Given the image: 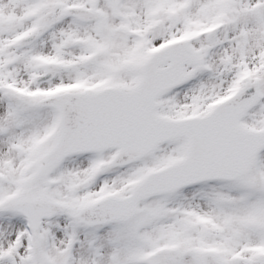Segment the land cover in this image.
I'll list each match as a JSON object with an SVG mask.
<instances>
[{
	"label": "rangeland",
	"instance_id": "1",
	"mask_svg": "<svg viewBox=\"0 0 264 264\" xmlns=\"http://www.w3.org/2000/svg\"><path fill=\"white\" fill-rule=\"evenodd\" d=\"M74 5L100 9L103 24L67 18L64 8ZM46 12L54 14L48 33L16 50L14 41ZM181 39L202 62L183 68L189 81L158 98V114L202 116L256 81L261 101L240 124L264 133V0H0V264H152L154 252L171 247L181 253L177 264L198 263L204 250L223 264H264V146L233 181L143 199L126 220L96 227L74 215L96 200L126 196L148 172L182 160V138L126 166L111 167L114 151L107 149L67 157L45 178L37 171L59 126L56 113L33 107L35 101L108 84L131 90L140 78L139 58ZM116 44L120 50L112 55ZM48 61L73 68L36 85L32 78ZM42 198L66 210L42 221L34 238L10 207Z\"/></svg>",
	"mask_w": 264,
	"mask_h": 264
},
{
	"label": "water",
	"instance_id": "2",
	"mask_svg": "<svg viewBox=\"0 0 264 264\" xmlns=\"http://www.w3.org/2000/svg\"><path fill=\"white\" fill-rule=\"evenodd\" d=\"M71 11L79 15L78 10ZM45 21L46 18L31 39L44 31L47 27ZM167 61L169 64L165 68H159ZM199 61L188 43L181 42L152 55L142 67L141 82L129 93L108 89L97 95L66 94L39 102L38 105L52 106L59 112L62 130L55 149L45 159L47 165L44 170L47 171L52 164L69 153L99 147L117 146L123 158L133 155L138 150L137 155L141 156L158 142L177 134L168 130H181L180 133L184 134L188 141L186 160L178 167L154 174L155 179L171 177L172 173L180 171L181 167L189 162L192 152L208 140L210 144L205 151L216 165H219V154L225 155L227 152V141L239 140L237 147L229 152L230 158L225 162H230L235 156L242 162L243 171L263 142L258 133L236 130L238 118L257 100L258 94L254 84L248 85L241 94L233 96L210 116L204 118L173 122L165 121L154 114L157 106L155 99L187 79V76L182 75V66L197 65ZM61 68L62 66L50 65L46 69V75L36 80L38 82L47 80L53 71ZM197 158L191 162L198 164L203 161L202 155ZM184 182L174 183V187ZM44 203L42 201L25 203L27 206L18 208L35 229L41 217L54 212H46ZM57 207L59 210L63 209ZM91 215L93 214L83 215L81 220L87 224L93 223Z\"/></svg>",
	"mask_w": 264,
	"mask_h": 264
}]
</instances>
